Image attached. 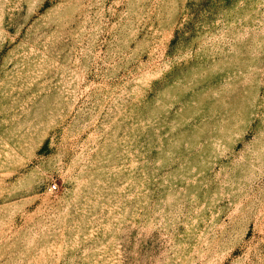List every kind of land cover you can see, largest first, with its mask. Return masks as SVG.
<instances>
[{"label":"rangeland","instance_id":"1","mask_svg":"<svg viewBox=\"0 0 264 264\" xmlns=\"http://www.w3.org/2000/svg\"><path fill=\"white\" fill-rule=\"evenodd\" d=\"M0 264H264V0H0Z\"/></svg>","mask_w":264,"mask_h":264},{"label":"built area","instance_id":"2","mask_svg":"<svg viewBox=\"0 0 264 264\" xmlns=\"http://www.w3.org/2000/svg\"><path fill=\"white\" fill-rule=\"evenodd\" d=\"M56 186H54V188H55Z\"/></svg>","mask_w":264,"mask_h":264}]
</instances>
